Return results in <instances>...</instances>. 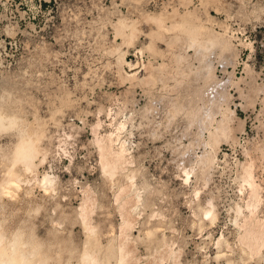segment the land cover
<instances>
[{"label":"rangeland","instance_id":"1","mask_svg":"<svg viewBox=\"0 0 264 264\" xmlns=\"http://www.w3.org/2000/svg\"><path fill=\"white\" fill-rule=\"evenodd\" d=\"M183 16L214 40L159 28ZM0 103L17 118L0 130V184L19 127L41 136L34 172L19 169L29 178L11 198L0 190V233L31 235L45 248L35 264H77L86 195L102 253L120 242L126 200L134 264H169L171 249L181 264H264V245L250 255L240 240L244 220L264 227V0H0ZM108 134L129 161L112 179L98 148ZM44 173L55 192L42 190Z\"/></svg>","mask_w":264,"mask_h":264},{"label":"bare ground","instance_id":"2","mask_svg":"<svg viewBox=\"0 0 264 264\" xmlns=\"http://www.w3.org/2000/svg\"><path fill=\"white\" fill-rule=\"evenodd\" d=\"M183 17H184V19L181 20V21H178L177 23H174V21H173L174 25L172 27H169L168 25L164 24L160 20L158 22L159 23L158 24L159 25V28H161L163 31H167V32L168 31L171 32V30H173V31H176V30L177 31H180L181 33H184L185 36L188 37V40H190L192 42H195V43H199L200 42V41L198 42L199 35L203 36V38H201V43L202 44L203 43L209 44V42H211L212 40H214L213 38H215V37H213V36L215 35V31L213 30L212 27L205 26V25L200 24L198 22H197L198 25H195V23L192 24L191 22L188 23V21H186L188 18L185 19L186 17L185 16H183ZM199 18L197 17V19H199ZM180 19H182V18H180ZM194 19H195L194 21H197L196 20V17H194ZM213 23L214 22H211V25L212 26H213ZM208 24H210V23H208ZM128 28H129V26H128ZM128 32H131V29ZM203 33H205L207 37ZM222 33L223 34H222L221 37L225 36V34H226L225 33V30H223ZM124 35H126V34H124ZM221 42H223V41H221ZM202 49H204V48H202ZM201 52H202V50H201ZM117 61L120 64H128V66H131V68L129 69L131 71V74H128L130 77H132V76L134 77L135 75H137V72H138L137 66H133V64L129 63V61L126 58L124 52H121L118 55ZM1 107H3V106H1ZM5 108H6V105H5ZM10 109H12V108H10ZM14 112H16V111H14ZM18 113H19V110H18ZM224 117H225V115H224ZM224 117L222 118V120L223 119L225 120ZM19 120H21V119L19 118ZM27 124H29V122ZM31 124H32V122L30 123L29 127L31 126ZM35 125L37 126V124H35ZM14 126H17V118L14 116V114L11 113V111H10V114L4 113V112L0 111V130H3L4 129V132H6L8 130L7 128H10V130H11L12 127L14 129ZM25 126H27V125H25ZM25 126H24V128H25ZM18 130H20L21 133L19 131L20 134L18 135L17 140H15L16 142L14 143L13 147L11 146L12 148L10 147L11 148V151H10V159L8 158V160H7L10 163L9 164L7 163L8 164V167L4 171L2 170V172H3L2 174L3 175H2V179H1L2 182L0 184V186H1L0 187L1 189L0 190H1L2 194L3 195H6V196H10V198H11V196L15 195V192L20 188V186L23 183L24 179L29 178V177H27V178H24L22 180V178H21L22 174L19 173V169H22L23 172L26 171L25 173H27V172L28 173L29 172L30 173L31 172H34V169H35V166H36V160H40V157H41V148H40V144H39L40 143L41 136H39L37 133H35L36 131L34 133L33 132H27L28 130L25 131V132H23L20 127H19ZM17 132L18 131L16 130L15 133H17ZM43 132H44V130H43ZM13 133H14V131H13ZM215 133H217L216 130L213 133L214 136L216 135ZM40 134H42V132ZM43 134L45 135V133H43ZM44 135L42 136V138L44 137ZM16 136L17 135L15 134V138H16ZM107 137H108L107 139L109 141V144L108 143L106 144V142L105 143L100 142V140H99L98 141L99 142L98 148H100L99 151H101L100 152L101 153L100 155L102 157V158L100 157L101 160H102L101 161L102 162L101 163V166H102L101 169H102V171L106 175H108L109 177H111L110 179H112L113 176L118 171L120 172V169L128 161V159L126 160L127 157L125 156L127 150L124 147L123 143L122 144L120 143L119 147H117L116 149H114V147H112V144H114L113 141L116 138L118 140L119 136H117V137L115 136L116 138L114 140L112 139V134H110V135L108 134ZM43 160H44V157H43ZM17 167H19V168H17ZM184 172H185V175L188 177L189 172L187 170L184 171ZM39 173H40V171H39ZM41 174L42 173H40V175ZM131 175H130V177H127V176L126 177L127 178H130V180L132 178H135V177H132ZM52 178H53V176L51 177L47 173H44L42 175V177L39 179V184L42 186V190L44 189L43 190L44 192H47L49 190H51V192L54 191V190L52 191V189H53V185H54L53 184L54 183L53 180L55 179V177H54V179H52ZM185 179H188V178H185ZM31 180L32 181L35 180V181L38 182V179H35V178H34V180L33 179H31ZM32 181H29V182H32ZM128 181H129V179H128ZM29 182H26V185ZM250 183L252 184V182H250ZM127 185L128 186H124V187L121 188L120 193L121 192L122 193H126V191L128 192L130 190L131 186H133V183L131 182L130 184H127ZM251 188H252V193L251 194H255L256 192L254 191L255 188L253 187V184L251 185ZM252 197H253V195H252ZM12 199H14V198L12 197ZM84 200L85 201H83V203L80 206V210L78 209L79 210V216H77V217H80L82 223L84 224V226L87 229V231H88L89 234H87L88 235V239L86 237V240H85V243H84L85 245H84V248H83L82 252L80 254H78V260L76 261L77 264H134L133 259H135V258L132 256V251H131V249L128 246V238H127V235H126V232H128V230H129V228L131 226V221H130V219L127 216H124V214L128 212V210L125 208V203L127 204L128 201L126 202V200H124L125 201V203L123 202L124 208L122 207V209L124 210L123 217H122L123 218V221L121 223L122 226H120L121 227L120 234H117L120 237V242L116 246V248L114 249V251H108V252L102 253L101 250H100V246H98L99 244L98 245L96 244L97 242H96V237L95 236H96V232H97L96 229H98V226L95 228L96 225H93L92 223H90V220H91L90 218H91V213H92V208L91 207H92V202L93 201L87 195H86V199L84 198ZM248 205H250V204H248ZM205 213H206V215L207 214H210V213L212 215V209L206 210ZM211 215H209V216L211 217ZM151 219H152V217H151ZM251 221L244 220L243 224L240 225L244 229L243 230V233L240 235L241 236L240 237V240L242 241V243L245 244L244 247H247L248 250H246V251H249V254L250 255H253V254L258 255L259 252H260L261 247L264 245V227H263V229H261L262 228L261 227L262 226L261 223H260L261 226H259L258 225L259 223L256 224L255 222H251ZM56 224H58V223H56ZM257 225L259 227H261L260 228L261 230L260 229L258 230V228H257L258 226ZM56 226H58V225H56ZM59 226H60V224H59ZM159 226H160L159 224L158 225L157 224H153L152 227H151V230H152V228L154 230H157V228ZM1 229H0V231H1ZM87 231H84V232H87ZM109 231H110V229H109ZM147 231H149V230H147ZM111 235H112V233H111ZM30 237H31V235L29 236V238L27 237L28 239H25L23 237V233L22 232L21 233L16 232L12 236V238L7 241V240H5L6 238L4 239V235L0 233V264H35V258L38 257V255L41 253L39 248L40 247L43 248V246H40L39 244L38 245L40 247L37 246ZM111 238H112V236H111ZM7 239H8V237H7ZM56 239H57V237L55 238V240ZM57 240H59V238ZM216 244H217V253L215 255V259L220 262V259H222V258L225 257V249H221V246H220L221 239H218L217 242H216ZM55 245H56V243H55ZM48 246H49V244H48ZM53 246H54V244H53ZM60 246L63 248L64 246H67V245H64V246L60 245ZM226 246L229 247L227 244H226ZM50 247H49V249H50ZM43 249H45V248H43ZM52 249H54V248H52ZM59 249H61V248H59ZM64 249H66V248L64 247ZM54 250H57V249H54ZM50 252H52V251H50ZM60 252L61 251H59V253ZM70 252L71 251H69V253ZM55 254L52 257H55ZM41 255H42V253L40 254V257H41ZM48 257L50 258L51 256L48 255L47 258ZM69 257H70V254H69ZM69 257H66L65 256L63 259L61 258V260L59 259L60 257L59 258L56 257L57 260L54 259V261L52 262V264H72V262H71V260H70ZM112 257H114V262H111L110 261V259ZM167 257H169L170 260H171V263H169V264H181V262L178 261L177 258L175 257V251H173L172 249L169 251V254L167 255ZM248 257H250V256H248ZM47 258L45 259L46 261H47ZM164 258H165L164 256H160V257H158V259H153V260H149V261L147 260V262L145 261L143 264H165L163 262L164 261ZM42 260L43 259L38 258V261H39L38 263L39 264H41V263L44 264ZM48 261H50V260H48ZM51 261H52V259H51ZM38 263H36V264H38Z\"/></svg>","mask_w":264,"mask_h":264}]
</instances>
